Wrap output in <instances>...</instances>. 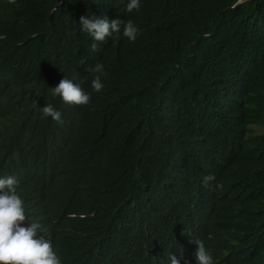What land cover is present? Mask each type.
<instances>
[{
	"label": "trees",
	"instance_id": "16d2710c",
	"mask_svg": "<svg viewBox=\"0 0 264 264\" xmlns=\"http://www.w3.org/2000/svg\"><path fill=\"white\" fill-rule=\"evenodd\" d=\"M238 2L0 0V175L60 264H195V239L264 264V0ZM81 15L139 34L92 50ZM64 75L87 105L51 94Z\"/></svg>",
	"mask_w": 264,
	"mask_h": 264
},
{
	"label": "clouds",
	"instance_id": "9594fccd",
	"mask_svg": "<svg viewBox=\"0 0 264 264\" xmlns=\"http://www.w3.org/2000/svg\"><path fill=\"white\" fill-rule=\"evenodd\" d=\"M244 0H239L238 3ZM15 0H10L14 3ZM142 0H126L127 12L139 11ZM80 30L87 33L94 41L90 47L96 50V41H105L113 35H123L129 41H135L139 34L138 26L130 19H109L107 15L79 17ZM88 73L93 74L91 88L99 92L103 88L102 75L104 66L95 63L87 66ZM51 88L53 96H59L66 104L87 105L90 94L79 83L65 75ZM42 113L53 121H61V112L45 104ZM207 180L208 177H205ZM19 181L14 175H0V264H60V259L54 251L51 241L39 234V224L26 222L25 208L18 194ZM195 264H213L211 251L200 239H195ZM169 264H180V260L171 253L168 254ZM184 264H189L187 260Z\"/></svg>",
	"mask_w": 264,
	"mask_h": 264
},
{
	"label": "rangeland",
	"instance_id": "374dc122",
	"mask_svg": "<svg viewBox=\"0 0 264 264\" xmlns=\"http://www.w3.org/2000/svg\"><path fill=\"white\" fill-rule=\"evenodd\" d=\"M254 129L257 131H263L264 132V127H254Z\"/></svg>",
	"mask_w": 264,
	"mask_h": 264
}]
</instances>
